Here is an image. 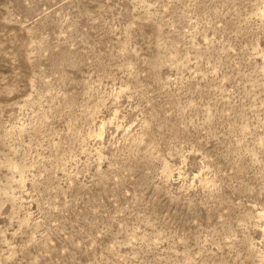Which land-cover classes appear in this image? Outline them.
I'll return each mask as SVG.
<instances>
[{"label":"rangeland","instance_id":"rangeland-1","mask_svg":"<svg viewBox=\"0 0 264 264\" xmlns=\"http://www.w3.org/2000/svg\"><path fill=\"white\" fill-rule=\"evenodd\" d=\"M0 264H264V0H0Z\"/></svg>","mask_w":264,"mask_h":264}]
</instances>
